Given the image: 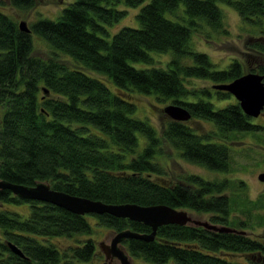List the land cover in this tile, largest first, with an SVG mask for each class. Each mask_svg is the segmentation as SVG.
I'll use <instances>...</instances> for the list:
<instances>
[{
  "label": "trees",
  "instance_id": "1",
  "mask_svg": "<svg viewBox=\"0 0 264 264\" xmlns=\"http://www.w3.org/2000/svg\"><path fill=\"white\" fill-rule=\"evenodd\" d=\"M140 1L75 0L62 8L57 21L39 19L26 33L1 9L9 5L25 11L38 1L0 2V181L28 186L47 182L53 190L106 204H165L208 214L205 221L212 225L239 231L161 225L150 242L122 241L134 263L259 264L264 240L247 234L243 220L231 219L234 210L224 193L228 180L210 181L190 174L180 182L160 181L166 173L158 159L166 142L189 164L226 173L231 170V158L225 139L234 131L260 127L250 123L252 117L244 114L237 101L217 109L203 97L229 100L232 95L226 91L185 85L191 78L213 86L244 72L264 76V0H148L135 14L137 27L122 26L109 33L106 27L127 13L118 9L119 4L135 6ZM219 2L232 7L252 28L248 31L256 32L244 40L256 52L245 57L246 64L232 58L216 69L210 56L191 44L198 31L228 33ZM32 34L41 37L54 54L47 59L34 56ZM148 51L172 54L163 67L153 66ZM62 54L74 66L58 59ZM187 57L191 63L185 61ZM130 61L150 65L135 68ZM135 94L170 100L213 128L198 134L183 121L167 118L158 132L151 122L133 118ZM137 133L144 136L145 144L136 152ZM257 199L255 203L264 209V194ZM11 205H26V209L24 213L11 210ZM95 226L151 233L148 225L138 221L106 213L75 215L51 203L23 200L2 188L0 264H117L98 252L92 237ZM9 243L22 255L12 252ZM239 255L244 260L237 259Z\"/></svg>",
  "mask_w": 264,
  "mask_h": 264
},
{
  "label": "rangeland",
  "instance_id": "2",
  "mask_svg": "<svg viewBox=\"0 0 264 264\" xmlns=\"http://www.w3.org/2000/svg\"><path fill=\"white\" fill-rule=\"evenodd\" d=\"M3 0H0V2ZM37 4L35 7L23 10V9H15L9 5L2 4L0 6L3 7L2 12H5L13 17L14 21L19 22L23 20L29 26L31 23L36 22L39 19H49L56 20L62 12V8H66L75 0H37ZM148 0H142L140 3H136L135 6H128L127 3H120L119 8H123L126 10V14L119 21L115 22L113 25L108 28L109 33L113 34L122 26L128 27H137L138 19L135 16L136 13L140 11L142 4L147 2ZM221 8V12H223V20L224 27L227 29L225 35L222 33H213V31L206 32H195L192 39V46L194 50L203 51L210 56L212 63L215 64V68H222L227 65V62L231 61L232 58L241 60L242 63L246 64L245 57L247 55H256L253 49L245 45L244 40L247 39L248 35L254 34L255 31H248L252 28L247 24H244L241 21L240 16L237 12L233 11V8L229 5L218 3ZM182 9V5H179V14ZM256 33V32H255ZM101 34V33H100ZM99 34V35H100ZM103 35V34H102ZM34 49L31 51L32 54L36 57L48 58L50 54H54L52 48L46 44V42L35 34H32V39ZM149 56L153 60V66L159 65L164 66V64L171 58V51L161 52L157 51H148ZM58 59H62L67 62L68 66H74V63L70 60H67L66 55L58 56ZM185 61L187 63H191L192 60L190 58H186ZM258 62V61H256ZM131 67L135 68H144L149 63H141V62H129ZM251 68H253L252 63H250ZM188 87H198L205 88L211 90V85L209 82H205V80L194 78L187 79L186 85ZM206 101L213 103L212 106L223 107L224 104H228L229 101H237L235 97L232 95L229 100H219L216 99L215 96H203ZM135 103V112L132 114L133 118L143 119L151 122L154 125L155 129L160 132V128L162 127L163 121L168 117L165 115L163 111V107L170 104V100L158 101V99H154L153 94L144 95L143 94H135L132 98ZM184 123L195 130L198 134H205L209 132L213 127L212 124L207 121H196L195 118H191ZM250 123L259 125L260 127L257 129H252L251 131H234L228 135V138L225 139L226 146L229 149V158H231V170L226 173L220 174L216 171H209L208 169L203 168L202 166H198L196 164L188 163L185 160H182L180 155L176 150L172 149L171 146L167 145L166 142L163 144V154L159 156L158 161L164 165L163 171L166 173L160 181H165L168 183H175L177 181L180 182L183 175L195 174L199 175V177H203L207 180L227 179L229 182V186L226 188L224 193L230 197L232 209L234 213L231 214V219L234 218L243 220L248 225V228L245 229L247 234L254 239L264 240V224H260L262 222L261 216L264 218V209L259 208L257 205L259 199L257 197L263 193L264 194V182L257 178L259 173H264V116L252 117L250 119ZM93 132L99 134L100 136L105 137V134L100 132L98 129L94 128ZM137 151L143 148L145 141L144 136L141 133H137ZM157 161V162H158ZM11 210L17 211H25L26 205L22 206H10ZM249 209V212L248 210ZM189 212V215L194 220H200L201 222L208 220V214H201L197 212ZM249 213V214H248ZM251 213V214H250ZM259 220V222H258ZM91 221L93 219L91 218ZM253 226H249V225ZM96 227V226H95ZM115 234L114 231L107 230L105 227H96V232L92 237L95 239V243L99 246V243L103 241L104 243L110 244V238ZM96 246V247H97ZM98 248V247H97ZM99 249V248H98ZM104 256V255H103ZM244 255H239L237 259L240 261L244 260ZM261 258H264L263 256ZM261 258L258 259L259 264H264V261H261ZM116 262L119 264V261L116 258H111L110 262ZM131 264H149L138 261V263ZM166 264H174V263H166Z\"/></svg>",
  "mask_w": 264,
  "mask_h": 264
},
{
  "label": "water",
  "instance_id": "3",
  "mask_svg": "<svg viewBox=\"0 0 264 264\" xmlns=\"http://www.w3.org/2000/svg\"><path fill=\"white\" fill-rule=\"evenodd\" d=\"M20 31L31 32L27 23L23 20L18 22ZM264 76L257 74L256 72H244L237 79H233L228 83L213 84V88L216 90H224L230 95H233L237 100V105L240 106L245 115L249 117H257L262 109H264ZM47 89H43L46 93ZM165 115L169 119L177 121H188L190 119V112L183 106L170 103L166 107L162 108ZM257 178L264 182V173H259ZM7 188L11 190V193L18 196L21 199L37 200L43 203H51L55 207H61L68 210L75 215H87L89 213H95L96 215L106 213L117 218H128V220L138 221L144 225H148L151 229V233H141L124 229L120 232H115L110 238V244L101 241L99 243V250L103 253V257L106 260L116 258L119 264H131L130 257L125 247L122 246V241L130 238H139L146 241H151L155 237L157 228L166 224H178L180 226L191 224L192 226H201L207 229L221 232H239L228 226L212 225V223L200 220H194L190 217L189 212L184 209H175L165 204H153V205H138L135 203H104L100 200L85 199V197L74 196L68 193H63L60 190H53L50 188L47 182H37L34 186L21 185L8 181H0V189ZM9 247L12 252L18 255H22L14 244L9 243Z\"/></svg>",
  "mask_w": 264,
  "mask_h": 264
},
{
  "label": "flooded vegetation",
  "instance_id": "4",
  "mask_svg": "<svg viewBox=\"0 0 264 264\" xmlns=\"http://www.w3.org/2000/svg\"><path fill=\"white\" fill-rule=\"evenodd\" d=\"M261 115L264 116V109L261 110V112L259 113L258 116H261ZM260 128H261V127H260Z\"/></svg>",
  "mask_w": 264,
  "mask_h": 264
}]
</instances>
